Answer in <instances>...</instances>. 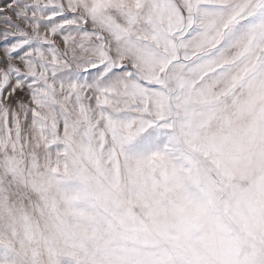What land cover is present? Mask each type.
I'll return each mask as SVG.
<instances>
[{"label":"snow or ice","instance_id":"6c2138e0","mask_svg":"<svg viewBox=\"0 0 264 264\" xmlns=\"http://www.w3.org/2000/svg\"><path fill=\"white\" fill-rule=\"evenodd\" d=\"M0 264H264V0H0Z\"/></svg>","mask_w":264,"mask_h":264}]
</instances>
